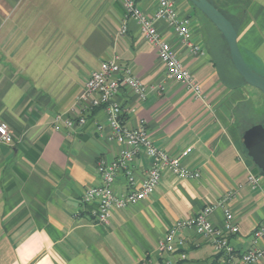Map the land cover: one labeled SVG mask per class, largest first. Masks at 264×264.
Returning <instances> with one entry per match:
<instances>
[{
  "label": "crops",
  "instance_id": "1",
  "mask_svg": "<svg viewBox=\"0 0 264 264\" xmlns=\"http://www.w3.org/2000/svg\"><path fill=\"white\" fill-rule=\"evenodd\" d=\"M208 1L234 26L245 62L264 76V0ZM136 3L149 16L157 8V0ZM174 11L189 19L191 40L202 53L185 47L166 21L157 29L199 83L201 98L165 78L156 48L143 39L137 22L125 19L119 0H0V123L13 139L0 143V264H214L218 255L192 229L174 238L185 239L186 259L160 253L157 242L177 220L223 198L239 227L235 262L251 245L254 228L264 223V174L243 150L246 127L239 110L261 106L264 94L242 82L222 43L211 48L205 31L214 25L189 0H174ZM124 23L126 33L116 36ZM114 55L148 94L141 101L122 87L113 97L125 110L126 124H143L170 155L189 149L182 165L199 176L163 171L148 198L112 210L100 224L96 204L84 203L82 192L101 182L96 162L111 161L122 146L110 137L105 110L87 114L79 97L90 74ZM59 113L72 120L83 115L86 122L54 130ZM149 162L144 154L132 162L138 183ZM249 174L258 177L255 187ZM126 188L125 177L117 175L113 189L121 194ZM209 219L222 226L223 207H215Z\"/></svg>",
  "mask_w": 264,
  "mask_h": 264
},
{
  "label": "built area",
  "instance_id": "2",
  "mask_svg": "<svg viewBox=\"0 0 264 264\" xmlns=\"http://www.w3.org/2000/svg\"><path fill=\"white\" fill-rule=\"evenodd\" d=\"M124 10L126 20L138 23L143 39L156 48L157 56L165 68V78L175 80L183 85L195 98L202 97L199 83L192 77L183 65L168 41L159 33L157 23L166 21L174 30L179 41L190 51L202 53V48L191 40L189 19L179 18L174 11V0H157V8L153 14L146 15L138 7L136 0H119ZM126 24H122L116 36L126 33ZM122 87L131 88L142 101L147 97L144 84L135 77L130 68L123 65L118 56L114 55L103 60L97 70L93 71L84 83V89L79 97L83 110L90 114L94 109L103 108L106 113V125L110 130V137L122 147L117 156L111 161L101 157L95 166L100 177L99 184L84 188L82 200L84 203H95L94 218L100 224H106L112 210H123L137 201L148 198L156 189L163 171H169L178 178H197L199 172L190 170L182 165L181 158L188 154L189 149L178 155H170L166 150L156 146L150 138L143 124L131 127L124 120L125 110L113 102V97ZM85 116L76 120L66 118L64 114L54 115L52 126L54 130L83 126ZM102 125H97L98 131ZM12 135L4 123H0V143H12ZM139 154L149 159V168L141 182H137L131 164ZM122 174L126 180V191L118 194L113 189L117 175ZM248 182L252 187L258 184V177L249 174ZM223 198L215 205H205L202 210L187 218L177 220L167 233L157 242L160 253H175L179 259H186L185 239L179 237L181 229H192L197 235L211 244L214 253L218 255L214 264H256L264 260V223L254 228L251 245L239 254L235 262V246L233 237L238 232V224L230 209L225 206ZM223 207V224L215 226L209 219L215 207ZM161 264H174L166 259Z\"/></svg>",
  "mask_w": 264,
  "mask_h": 264
},
{
  "label": "water",
  "instance_id": "3",
  "mask_svg": "<svg viewBox=\"0 0 264 264\" xmlns=\"http://www.w3.org/2000/svg\"><path fill=\"white\" fill-rule=\"evenodd\" d=\"M220 32L225 39L234 69L244 84L256 88L264 94V76L255 72L244 60L237 44V32L228 20L208 0H189ZM241 144L246 156L264 174V125L255 123L245 128L241 134Z\"/></svg>",
  "mask_w": 264,
  "mask_h": 264
},
{
  "label": "rangeland",
  "instance_id": "4",
  "mask_svg": "<svg viewBox=\"0 0 264 264\" xmlns=\"http://www.w3.org/2000/svg\"><path fill=\"white\" fill-rule=\"evenodd\" d=\"M203 18V20H205L207 24H210L208 23L209 21L205 17ZM205 35L207 39L211 42V48L217 49L216 42L218 41L219 43H222L220 46L223 48V50H225V54L227 55L226 43L219 31L215 30L214 27H212L211 25H207ZM227 59L230 60L229 58ZM218 65L221 71H223L224 73L227 72V65L223 60L218 62ZM232 66L229 63V68H232ZM239 112L240 123L243 127L247 128L255 123L264 124V102L261 103V106H254L253 108H250V112H248V110L246 109L239 110Z\"/></svg>",
  "mask_w": 264,
  "mask_h": 264
},
{
  "label": "trees",
  "instance_id": "5",
  "mask_svg": "<svg viewBox=\"0 0 264 264\" xmlns=\"http://www.w3.org/2000/svg\"><path fill=\"white\" fill-rule=\"evenodd\" d=\"M193 5V4H192ZM193 7L198 11V12H200L194 5H193ZM201 13V12H200ZM202 14V13H201ZM203 15V14H202ZM204 16V15H203ZM205 17V16H204ZM206 18V17H205ZM207 19V18H206ZM208 20V19H207ZM209 21V20H208ZM210 22V21H209ZM211 23V22H210ZM212 24V23H211ZM225 40V39H224ZM225 43H226V41H225ZM226 50H227V56L230 58V54H229V49H228V45H227V43H226ZM231 60V59H230ZM254 70V69H253ZM255 71V70H254ZM256 72V71H255ZM259 74V73H258ZM241 78V77H240ZM241 80H242V78H241ZM242 82H243V80H242ZM264 125V124H263ZM244 150V149H243ZM245 152V151H244Z\"/></svg>",
  "mask_w": 264,
  "mask_h": 264
}]
</instances>
